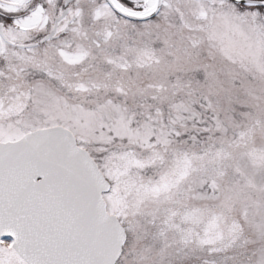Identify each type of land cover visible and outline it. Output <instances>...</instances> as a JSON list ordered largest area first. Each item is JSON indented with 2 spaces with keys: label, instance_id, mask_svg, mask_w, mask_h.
<instances>
[{
  "label": "snow or ice",
  "instance_id": "6c2138e0",
  "mask_svg": "<svg viewBox=\"0 0 264 264\" xmlns=\"http://www.w3.org/2000/svg\"><path fill=\"white\" fill-rule=\"evenodd\" d=\"M0 264H264V0H0Z\"/></svg>",
  "mask_w": 264,
  "mask_h": 264
}]
</instances>
